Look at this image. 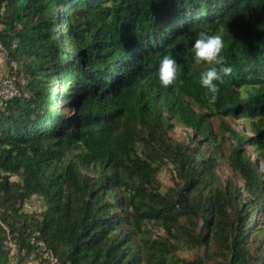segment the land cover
<instances>
[{"label":"trees","instance_id":"1","mask_svg":"<svg viewBox=\"0 0 264 264\" xmlns=\"http://www.w3.org/2000/svg\"><path fill=\"white\" fill-rule=\"evenodd\" d=\"M0 24L25 78L0 106V264L12 244L39 264H264V0H0ZM202 29L223 34L234 68L215 103L191 47ZM165 54L180 74L162 87ZM210 115L247 130L222 119L224 151ZM177 123L190 142L170 136ZM34 195L38 213L24 210Z\"/></svg>","mask_w":264,"mask_h":264},{"label":"rangeland","instance_id":"2","mask_svg":"<svg viewBox=\"0 0 264 264\" xmlns=\"http://www.w3.org/2000/svg\"><path fill=\"white\" fill-rule=\"evenodd\" d=\"M2 29V24H0V30ZM18 67L16 62H13L12 64L8 60V55L6 50L1 45L0 41V82L2 79L7 77L12 73L13 70H15ZM19 81L24 84L25 78L23 76H19ZM2 100L0 99V106H2ZM210 119L212 122V127L215 132V134L219 137L221 142V149L224 151L229 148V146L234 142V139L231 138L230 132L223 128L221 126V120H225L232 128L236 130H247V124L243 118L239 117H228V116H218V115H210ZM252 133V131H251ZM170 136H172L176 140L184 141V142H190L191 140V134H193V131L189 128H186L182 126L181 124H176L174 129L169 132ZM246 147L251 148L250 145H246ZM208 150H210L209 147H207ZM264 151V149H263ZM254 158H256V155L252 152L251 153ZM261 163V169L264 173V160L260 161ZM218 173L221 175L222 180L225 181L227 176L231 174L228 166L226 165L225 161L223 160L222 166L217 168ZM174 167L171 163L166 164L160 171L159 178L162 182L163 190H166L169 186L174 185L175 179H174ZM16 178V177H14ZM45 202L44 200L39 196H32L30 199H27L24 202V210L27 212H40L44 209ZM184 222V221H183ZM197 225H202V220L198 219ZM259 226L263 228V230L256 236L255 241L252 246V251L255 255L261 256L264 255V215L260 216V223ZM149 229L152 230L153 234H165L163 229H159L156 226H153L152 224H148L147 226ZM206 251L205 247L202 248H188L183 247L179 253L182 257L186 258H194L196 254H204ZM12 252H13V258L11 260L10 264H39V259L35 257V254L32 253L30 255H25V252H20L16 245L12 244ZM45 256H48L47 253L44 254ZM224 264V263H223ZM226 264V263H225ZM228 264V263H227ZM254 264H260L259 262H255Z\"/></svg>","mask_w":264,"mask_h":264},{"label":"clouds","instance_id":"3","mask_svg":"<svg viewBox=\"0 0 264 264\" xmlns=\"http://www.w3.org/2000/svg\"><path fill=\"white\" fill-rule=\"evenodd\" d=\"M193 58L197 63L206 62L209 67L199 74L200 86L206 89L209 103L217 101L220 85L233 74L234 68L226 62L223 34L202 29L192 42ZM162 87L174 85L179 78L180 68L176 56L165 54L156 69Z\"/></svg>","mask_w":264,"mask_h":264},{"label":"built area","instance_id":"4","mask_svg":"<svg viewBox=\"0 0 264 264\" xmlns=\"http://www.w3.org/2000/svg\"><path fill=\"white\" fill-rule=\"evenodd\" d=\"M21 94L19 78L13 73L5 77L0 82V99L7 101Z\"/></svg>","mask_w":264,"mask_h":264}]
</instances>
